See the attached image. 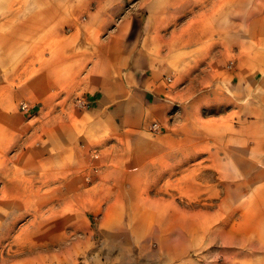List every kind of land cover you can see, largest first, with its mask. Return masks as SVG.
Here are the masks:
<instances>
[{
  "label": "crops",
  "instance_id": "crops-1",
  "mask_svg": "<svg viewBox=\"0 0 264 264\" xmlns=\"http://www.w3.org/2000/svg\"><path fill=\"white\" fill-rule=\"evenodd\" d=\"M243 4L0 0V264H162L148 192L181 177L152 163L202 155L264 198V2ZM233 210L231 240L264 243Z\"/></svg>",
  "mask_w": 264,
  "mask_h": 264
},
{
  "label": "rangeland",
  "instance_id": "rangeland-1",
  "mask_svg": "<svg viewBox=\"0 0 264 264\" xmlns=\"http://www.w3.org/2000/svg\"><path fill=\"white\" fill-rule=\"evenodd\" d=\"M257 1L264 2L244 0L243 19ZM215 113L210 110L204 115ZM202 159L200 155L177 167L152 163L148 168L173 171L181 177L178 186H172L170 180L153 179L148 197L162 202L164 227L161 241L149 243L148 248L160 253L162 264H264V243L238 244L231 240L236 233L235 221L241 213L233 210L235 203L242 202L244 208L239 231L243 236H256L258 229L253 221L258 215L264 216V210L259 209L264 205V198L258 195L250 180L249 184L235 187L233 179L219 177L218 164ZM155 184L159 186L155 188Z\"/></svg>",
  "mask_w": 264,
  "mask_h": 264
},
{
  "label": "built area",
  "instance_id": "built-area-1",
  "mask_svg": "<svg viewBox=\"0 0 264 264\" xmlns=\"http://www.w3.org/2000/svg\"><path fill=\"white\" fill-rule=\"evenodd\" d=\"M233 65L232 62H230L228 68H231ZM167 82H170L171 81V78L168 77L166 78ZM37 108L36 105H32V104H29L27 102H22L19 104V111L23 114H30L31 112H33L35 109ZM159 129V126L157 124H152L151 126V130L152 131H155V130H158ZM98 153L96 150H91L90 151V158L91 160H97L98 159ZM91 171L92 173H97L98 172V168L96 166L92 167L91 168ZM86 181H90V176H86Z\"/></svg>",
  "mask_w": 264,
  "mask_h": 264
}]
</instances>
